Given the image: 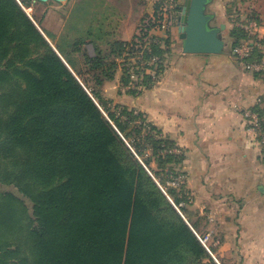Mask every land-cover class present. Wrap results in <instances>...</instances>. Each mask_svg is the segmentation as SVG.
I'll return each instance as SVG.
<instances>
[{"label":"trees","instance_id":"16d2710c","mask_svg":"<svg viewBox=\"0 0 264 264\" xmlns=\"http://www.w3.org/2000/svg\"><path fill=\"white\" fill-rule=\"evenodd\" d=\"M32 2L0 0V184L18 191L0 188V264H203L209 253L170 200L186 199L187 188L168 196L155 179L176 171L181 156L152 123L142 135L133 122L148 121L144 112L121 103L112 110L103 94L117 58L134 46L84 54L89 92L24 8ZM230 35L233 46L246 37L236 25ZM170 43L155 46L163 60ZM260 55L256 48L250 59ZM122 78L130 81L127 69ZM254 108L264 126V107ZM130 125L139 140L121 135Z\"/></svg>","mask_w":264,"mask_h":264},{"label":"crops","instance_id":"0c3cea01","mask_svg":"<svg viewBox=\"0 0 264 264\" xmlns=\"http://www.w3.org/2000/svg\"><path fill=\"white\" fill-rule=\"evenodd\" d=\"M158 4L157 0H39L34 6L44 9L42 23L52 13L47 29L53 36L63 32L73 15L96 24L82 36L87 54L94 57L95 45L111 53L116 42H130L139 24L155 15ZM225 4L211 0L209 5L217 25L225 24ZM254 9L264 16L261 4ZM158 34L161 47H168V39L172 43L155 82L131 93L119 86L117 72L104 83L103 94L144 112L173 144L170 151L181 156L175 170L188 173L191 201L186 214L179 212L194 232L213 227L222 236L220 257L225 264H264V149L243 114L264 107V74L246 69L228 47L215 54L184 53L178 19L169 32Z\"/></svg>","mask_w":264,"mask_h":264},{"label":"built area","instance_id":"2783aa9c","mask_svg":"<svg viewBox=\"0 0 264 264\" xmlns=\"http://www.w3.org/2000/svg\"><path fill=\"white\" fill-rule=\"evenodd\" d=\"M157 1L159 7H157L155 15L151 18H147L146 21L143 22L141 25V31L136 35L135 40L131 41V46H134V49L130 50V53L127 52L131 57L130 59H126L128 62L125 63V65L129 67L127 70L129 69L128 72L130 74V81L126 84V87L130 89L139 90L144 87L142 83H138V80H141L140 78H142V76L139 75L137 77L136 73L137 70H140V63L142 61L143 65L146 60H148L149 63L154 64V67H151L147 73H149L148 75H151L153 79H156L160 69L158 66L164 61L163 58L155 52V46H163L158 31L169 32L172 28L171 26L175 23L178 17L176 10L179 8V0ZM236 24V26L244 29L246 37L237 44L234 51L235 55L239 62H241V64L249 71L264 74V43L258 35L262 32V24L256 18H248L240 21L237 19ZM256 48L261 49V55L257 59H250ZM145 72L146 71H143V74ZM136 113H138V111ZM243 114L248 119L249 130L255 132L257 136L260 137V142L264 149V126L260 114L253 109H246L243 111ZM133 123L137 127H143L142 135L151 132V125L148 121H142V119L137 118ZM152 133H155V131H152ZM176 152L179 153L181 151L179 148H176ZM155 179L160 188L167 192L168 189L171 188H176L178 190L186 188L189 176L188 173L183 170L172 171L167 168L163 176H156ZM171 201L178 211L184 213V208L187 207L191 201V195L187 192L186 199H181L177 202L171 198ZM208 218L210 221H214L212 215H208ZM196 234L210 256L203 264H225L220 257V251L223 245L222 236H220L213 227H210L203 232H196Z\"/></svg>","mask_w":264,"mask_h":264},{"label":"rangeland","instance_id":"374dc122","mask_svg":"<svg viewBox=\"0 0 264 264\" xmlns=\"http://www.w3.org/2000/svg\"><path fill=\"white\" fill-rule=\"evenodd\" d=\"M36 1L37 0H33V2L30 5H24V8L28 12V14L32 18V20L35 22L37 27L40 29V31L45 35V37L50 42V44L54 47V49L59 53V55L66 62L68 67L71 69V71L77 76V78L82 82V84L87 88V90L89 92L92 91L91 86H89V84H87V83L89 82L88 78H92L93 71H91L89 69V67L86 66V64H84L85 63L84 62L85 61L84 54L88 53V49L86 48L88 43L85 40L84 43L81 45V49H79V50L74 49V44L76 43V41H78V38L86 35V32L90 26L97 27V25L96 24L93 25L91 20H89V22L86 21L85 17L84 18L83 17H76V15H73V16H71V19L65 25L63 32H61V34L59 36H58V34L53 36L51 31H50L51 29L50 30L47 29L48 20L51 17L50 15H52V13L50 12L42 23V19L40 17L42 15L44 9L42 6H40V8L35 7L34 4L36 3ZM49 1L51 2L53 0H49ZM224 2L226 3L225 5L227 7V13H228L227 18H225V22L224 21L222 22V23H225V25L227 24L225 26V28L223 29L224 37H225L226 41L228 40L226 48L228 47L229 53L232 54L235 57V59H238L237 56L235 55V52H234L237 45L233 46L230 32H231L232 28L235 25H237L236 24L237 19H238V21H240V20H245L248 18H256L262 24L261 25L262 26V32H260L258 35H259V38L264 43V41H263V39H264V16H260V14L258 16L256 10L254 9V7L258 8V5H260V4H261L262 8H264L263 7L264 0H223V3ZM39 5H41V4H39ZM66 9L67 8H65L63 10V13L66 12ZM176 13L178 15L180 14V8H178V10H176ZM177 19H178V17H177ZM141 25H142V22L139 24L140 29L136 32L137 35L141 31ZM72 27H74L76 30L73 29L71 31ZM171 27H173V25ZM135 35H134L133 39H131V41L135 40V37H136ZM58 47H60V49L64 52V54L68 58L73 57V59L76 60V64L78 66V69H77V67H75L74 65L69 63V61L66 59L65 55L60 52ZM164 47H165V45H164ZM127 52L130 53V48L129 49L126 48V52H124L123 56L118 57V59H117V72L119 73V80H120L119 86H121L126 91H130L133 89L126 87L125 81L122 78L124 73H125V69L129 68L127 65H125V63L128 62L126 59H130L131 55L129 56L127 54ZM162 66H163V64L161 63L158 66V68L162 69ZM151 67L153 68L154 64H151L148 62V60H146L144 65H143V61H142L140 63V70H137V72H136L137 77L139 75H141L142 78H140V79L142 81L144 78L143 76L149 74L147 72L149 71V69H151ZM127 71H129V69ZM143 71H146V72L143 74ZM158 77H159V74H157L156 78H158ZM85 79L88 80L87 83H86ZM91 85H93L92 82H91ZM98 87H101V85L100 86L98 85ZM144 88H146V86ZM110 93H109V95H111ZM105 97L107 99H109L110 106L112 107V110L118 109V111H120V107L119 108L117 107V105H119L118 103H120V102H118L119 100H117L116 96L113 95V96H105ZM94 98L97 101V103L100 105L101 109L103 110L104 115L107 116L114 123V125H116L115 122L110 117L109 111H107V109L103 105H101V101L97 97H94ZM137 111H139V110H137ZM148 122H149V120H148ZM131 130H133L132 134H130ZM127 132L129 133L128 136H125L123 133H121V135L124 137V139L125 140L127 139L126 142L130 141V139L132 141L133 140L135 141V140H139V138H141V136L135 135V133H134L135 129H133V127L131 125L127 128ZM148 153H149V151H148ZM153 166L156 167L157 166L156 163L153 162ZM0 188L12 190V191H15L18 193L17 189L13 186H6V185L0 184ZM29 204H30V202H29Z\"/></svg>","mask_w":264,"mask_h":264},{"label":"water","instance_id":"95a60500","mask_svg":"<svg viewBox=\"0 0 264 264\" xmlns=\"http://www.w3.org/2000/svg\"><path fill=\"white\" fill-rule=\"evenodd\" d=\"M211 0H184L179 4L178 25L184 53H222L227 41L225 24H215L209 11Z\"/></svg>","mask_w":264,"mask_h":264}]
</instances>
